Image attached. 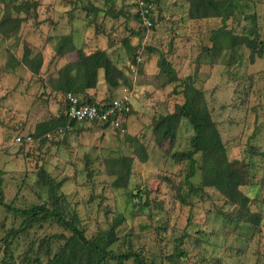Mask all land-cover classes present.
Returning <instances> with one entry per match:
<instances>
[{"label": "rangeland", "instance_id": "obj_1", "mask_svg": "<svg viewBox=\"0 0 264 264\" xmlns=\"http://www.w3.org/2000/svg\"><path fill=\"white\" fill-rule=\"evenodd\" d=\"M139 1L30 0L35 5L21 14L18 35L6 39L0 34L4 199L25 209L45 203L53 206L50 202L57 195L61 206L78 213L89 238L105 235L115 218L122 219L110 247L117 253L139 252L146 264H264V225L254 228L232 219L236 206L213 187L185 202L179 196L180 190H187L191 169L188 160L177 156L191 149L194 131L188 120L182 121L175 141L154 128L156 117L173 113L184 102L181 81L191 76L205 93L230 160L240 164L241 189L259 200L264 197V46L260 53L239 45L232 59L229 47L221 53L211 49L213 32L221 27L233 36L253 38L252 21L245 18L251 13L264 40V0H239L246 6L226 22L220 17L188 19V0H158L152 28H144L134 16ZM3 12L0 0V18ZM64 36L77 50H105L124 71L127 80L119 88L109 90L101 70L97 87L89 91L99 100L130 93L132 112L124 120L126 131L80 122L50 136L45 132L42 138L18 142V136L33 134L38 124L59 116L66 106V95L50 80L66 63L78 59L77 50L58 52ZM132 47L138 61L141 58L136 71ZM27 49L42 55L38 73L21 61L14 68L7 66L10 51L18 61ZM161 56L179 78L166 85L158 78ZM121 158L132 159L129 188L113 185ZM42 168L54 181V192L41 184ZM201 180L196 168L191 181ZM132 193H140L141 198ZM251 207L256 210L257 202L253 200ZM24 218L0 205V264H46L50 255L41 246L43 240L70 234L54 221L36 223L14 238L7 250L3 238L22 227ZM63 242L57 238L52 252ZM181 248L186 255H178Z\"/></svg>", "mask_w": 264, "mask_h": 264}, {"label": "trees", "instance_id": "obj_2", "mask_svg": "<svg viewBox=\"0 0 264 264\" xmlns=\"http://www.w3.org/2000/svg\"><path fill=\"white\" fill-rule=\"evenodd\" d=\"M2 1L4 3V12L0 18V34L6 39H12L18 35V29L23 20V15L21 14L23 12L29 13L31 4L33 3L35 5V3L30 2V0ZM144 1L147 5L149 3H154L150 8V13L147 14L153 24L150 27L147 26L139 10L135 12L134 16L144 28H152L156 20L155 3L158 2V0ZM188 2L189 8L187 15L190 20L220 17L226 22L227 19L238 15L235 13L237 10L241 11V6H246L240 3L239 0H188ZM113 6L114 5H111L110 7V14H113ZM136 6L139 8V3H137ZM245 18L252 21V28L249 29V32L255 36L253 38H250L249 35L240 37L233 36L227 28L221 27L214 31L212 35L214 44L211 49H214L215 53H221L224 50V46L229 47L232 51V59L235 58L236 47L239 45H247L250 49L252 48L253 51H259L260 53L263 51L262 47L264 46V40L260 39L256 15L252 13L247 14ZM61 42L62 43L58 46V52L60 54L77 50L71 38H68V36L62 37ZM130 49L134 51L132 55V64L137 66L134 69L139 70L138 65L141 58H139L140 60L138 61V54H136L135 48L132 47ZM77 54V60L66 63L59 69L58 75L50 79L53 87L58 91H62L64 95L69 92L77 94L82 97L83 102L86 103L95 104L100 107L103 104L109 103L114 98H106L98 101L89 93V90L97 87L101 70L104 71V80L108 89L114 90L119 88L122 81L127 80L124 71L118 67L105 50L99 49L92 53H86L83 49H78ZM20 61L33 73H38L43 58L42 55H33L32 51L27 49L22 59L16 61L15 56L10 51L7 66L9 68H14L16 64L21 63ZM159 67L160 71L158 73V78L164 80V83L162 81L163 84H170L179 79L173 65L165 56H161L159 59ZM181 86L184 102L182 104H177L173 113L161 115L154 120V128L160 131L163 136L169 137L173 141H175L178 129L185 119L188 120L194 131V135L190 140L191 149L181 153L177 152L179 159H185L190 162L191 168L186 176L187 190H184V192L180 190L179 196L182 201L185 202L187 197L195 194L201 195L205 192V188L213 187L221 192L226 201L236 206L232 219L244 224H250L254 228L264 225V197L259 200L256 196L252 197L241 189L243 180L238 175L240 164H238V161L230 160L228 156L226 144L223 141L218 125L209 109L204 91L195 85V81L191 76L184 78L181 81ZM131 110L124 114V117L129 115L132 112ZM65 111L66 106L59 116L38 124L35 132L28 136L32 138H42L45 132L48 133L46 136H50L51 132H62L64 129L67 130V125H69L70 128L80 124V121L76 120L69 122ZM81 123L109 127V124L98 121H81ZM20 137H22L24 142L28 141L27 137ZM44 139L45 138L41 140L43 141ZM197 156L200 158L198 159ZM117 161L119 163V168L115 170L117 172L115 173L116 178L113 185L117 188H129L132 174V159L121 158ZM196 168L201 171L202 180L200 183L191 181V177ZM1 172L0 170V205L20 213L25 217L22 222V227L12 229L3 238L7 250L13 243L12 240L14 238L27 232L36 223H38L39 226H43L47 221H54L58 226L69 231L70 234H54L43 240L41 246L45 245L46 253L50 255L46 264H109L110 261H114L116 264H124L125 261L130 259H133L134 264H146L144 257L139 252L127 250L123 253H117L110 247L117 239L116 229L119 227V222L122 219L119 220V218H115L114 226L109 229V232L105 231V235L101 233L94 238H89L85 234L78 213L72 212L68 208L61 206L58 202L60 199L56 198L57 195L54 200L50 202L53 206H49L48 203H45L21 209L7 203L4 199L3 189L1 188ZM39 179L42 185L54 192V181L52 182L51 177H46L43 168L40 170ZM60 185L61 183H58L59 187ZM132 195L135 196L136 199L141 198L140 193H132ZM253 200L257 202L256 210L251 207ZM57 238L64 239V242L60 244L56 251L53 250L52 252L51 245ZM182 251H184L182 248L179 249L178 255H186L187 251Z\"/></svg>", "mask_w": 264, "mask_h": 264}, {"label": "built area", "instance_id": "obj_3", "mask_svg": "<svg viewBox=\"0 0 264 264\" xmlns=\"http://www.w3.org/2000/svg\"><path fill=\"white\" fill-rule=\"evenodd\" d=\"M150 4H146L144 0L139 1L140 14L147 26H151L152 22L147 14L150 12ZM136 71V69H133ZM128 92V91H126ZM130 93L122 94L121 96L112 99L109 103L100 106L83 102V98L69 92L65 96L66 102V115L69 122L72 120L76 121H87L94 122L98 121L101 123L109 124V127L114 129H120L126 131L125 128V117L124 114L131 110V100L129 99ZM69 127V125H67ZM31 136H27V140H32ZM17 141L21 142L22 137L18 136Z\"/></svg>", "mask_w": 264, "mask_h": 264}, {"label": "crops", "instance_id": "obj_4", "mask_svg": "<svg viewBox=\"0 0 264 264\" xmlns=\"http://www.w3.org/2000/svg\"><path fill=\"white\" fill-rule=\"evenodd\" d=\"M89 93H90L91 95H93V94H94V92H90V91H89ZM95 98L97 99V96H95ZM97 100H98V101H100V100H102V99H100V100H99V99H97Z\"/></svg>", "mask_w": 264, "mask_h": 264}]
</instances>
